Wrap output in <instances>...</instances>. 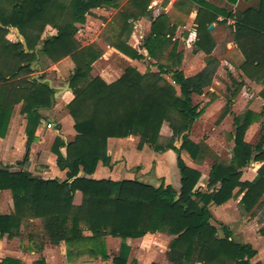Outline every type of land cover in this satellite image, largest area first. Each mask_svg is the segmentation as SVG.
<instances>
[{"label":"trees","instance_id":"trees-1","mask_svg":"<svg viewBox=\"0 0 264 264\" xmlns=\"http://www.w3.org/2000/svg\"><path fill=\"white\" fill-rule=\"evenodd\" d=\"M153 0H130L122 11V30L113 45L132 60L145 56L123 41L131 32V19L149 16ZM199 5L197 48L208 56L215 48L211 25L220 22L219 16L233 17L216 9L207 0H193ZM120 0H0V138H5L15 107L22 105L21 114L27 116L26 136L28 153L18 162L24 167L30 156V146L43 119L40 109L52 105L55 90L41 80L33 79L32 68L40 55L57 64L71 58L75 72L70 78L74 99L67 110L74 121L75 139L66 143L58 135L53 145L57 166L66 171V180H44L24 169L0 168V192L12 193L15 211L0 215V236L19 235L25 218H41L51 244L65 241L95 243L111 236L127 239L143 238L147 234L167 233L173 236L167 257L172 264H252L258 252L251 244L231 240V232L222 225L224 236L213 225L211 206H222L238 193L246 191L242 203L247 211L253 209L264 196V125L259 143L252 146L245 141L250 126L259 118L253 112L235 117L233 159L230 164L213 166L208 187L212 192L196 189L201 173L188 166L182 151L197 161L203 156L200 145L189 139V132L202 116L203 110L194 104L195 95H204L213 84L218 67L208 61L204 70L193 77H185L177 70L181 56L174 66L159 65L160 73H141L128 67L121 78L106 83L94 76L93 66L102 57L94 46L83 47L76 35L79 25L97 8H118ZM235 41L245 60L240 65L251 80L264 86V0L259 10L237 12ZM48 26L57 34L43 40ZM253 28V30H251ZM167 16L153 19L151 35L144 50L152 59L165 46L172 44L175 33ZM14 31L19 40L11 42L8 35ZM175 45V43H173ZM41 46V48H40ZM40 48L39 51L37 49ZM175 48L170 57H175ZM163 75H172V82ZM264 100V89L260 94ZM167 126L168 140L163 142L162 131ZM140 139L139 149L148 146L156 153L174 151L180 172V191L162 184L154 187L138 180L113 181L79 177L81 172L94 175L98 164L110 166L109 139ZM181 140L182 148L174 141ZM65 149V153L63 152ZM255 151L259 154L254 156ZM252 161L262 162L258 177L253 182H242V169ZM76 192H81L82 203L74 206ZM92 237H84V232ZM130 248L122 245L113 264H128ZM0 264H21L6 258ZM37 264H46L41 259ZM261 264V263H257Z\"/></svg>","mask_w":264,"mask_h":264},{"label":"crops","instance_id":"crops-1","mask_svg":"<svg viewBox=\"0 0 264 264\" xmlns=\"http://www.w3.org/2000/svg\"><path fill=\"white\" fill-rule=\"evenodd\" d=\"M162 1L163 0H155L149 8L150 11L148 12L151 15V12L153 11L154 19L163 14V12L160 13L163 8H161V6L157 8ZM177 2L178 0L175 1L174 6L172 7L173 9ZM207 3L216 9L225 12L227 15H232L233 17L226 18L224 16H219V21L226 22V24H213L214 29L210 32H212L214 40L215 36L218 35L220 41L218 43L216 42L214 51L208 56L203 51H200L196 45L198 41L196 20L200 5L193 0H182V45L185 46V53L184 59L182 54V70L179 68H177V70L182 71L185 77H193L204 70L208 61L215 60L218 67L213 84L207 89H210L212 93L216 92L213 85L221 87L222 80L220 79L227 78L226 74L230 76L229 72H231L233 76L237 77L241 82L239 88H242L241 92L243 95L238 98V103H242L245 110L253 111L254 113H262L264 115V100L260 96L264 86L260 82L251 80L243 71L240 70V65L243 63L245 58L235 41L234 19L237 12H246L249 9H253L255 11L259 10L261 0H207ZM107 9L110 8H97L92 10V16H89L88 21L90 19L92 20L95 14L107 16L109 13ZM169 14V11L166 10L165 15H167L168 18ZM107 23H109V21L102 23V25L106 27ZM139 24H141L140 21ZM133 25H135V29L140 26L135 22ZM80 26L83 29L85 28L86 31L89 29L88 25H79L78 28H80ZM149 26L151 27V24ZM171 26L177 27L173 22ZM251 30H253V28ZM177 31L178 27L176 32ZM185 31L186 33H184ZM47 34L51 37L55 36L57 32L55 29L49 27L46 32V35ZM132 37L135 41H130L129 39H126L125 41H127V44L133 48H137L138 43L136 34ZM139 38L143 39V36ZM91 45L92 44H88L87 46ZM93 46L97 47L95 44H93ZM191 48L194 49L193 54L189 53ZM100 50L102 51L103 56L100 59L102 61V65L100 75L98 76H100L108 84L116 82L123 75V70L119 68L121 64H127L129 67L136 66V62L134 60L120 53L111 43H103V45L100 46ZM220 52H222L223 55H221ZM47 60L48 59L44 55L39 56L38 60L34 64L36 72H34L33 78L41 80L46 72H51L55 77L52 79H45L43 83L50 80L52 82L51 88L55 90V93H58L59 90L66 87L65 85L63 87H58L59 84L61 85V83L66 79L70 80L75 72V65L71 58H67L58 64H52L49 60ZM170 82H172V79ZM207 89H205V91ZM73 99V91H65L55 99L54 103L52 100V105L49 108L40 109L43 119L37 129L35 140L30 146L29 161L23 168L17 165L19 169L27 170L34 177L44 180L58 179L61 182L66 180V171H61L58 168L56 163L57 157L53 153L52 149L58 135H61L62 139L66 143L73 141L77 135L74 130V121L67 110V106ZM21 109L22 105L15 107L7 135L5 138H0V168L10 167L13 169L11 166L23 161L28 153V138L26 136L28 120L26 115L21 114ZM49 123L53 124V129L47 128ZM139 142L140 139L134 136L126 139H109L108 154L112 159L110 166L100 162L94 175L88 176L84 172H81L79 177L97 180L109 179L113 181H121V175L128 176L133 172L138 171L135 177L125 179H139V181L146 183L147 170H142V168H144L145 159L150 155L148 151L151 149L148 146H144V148L140 150ZM63 152L65 153V149H63ZM150 152H153V155L150 156H155V154H157L152 150ZM133 153L135 155L131 156ZM138 156L139 160L136 162ZM164 157L166 160H176L177 164V154L174 151H168L164 154L163 158ZM119 161H122V166L119 164ZM163 164L164 162L162 164L160 162L158 165L159 173H161V170H165L166 166L164 165L163 169ZM262 165V162L254 161L246 167H250V169H242L241 181H255ZM146 184L154 186L151 182H147ZM203 191L205 192V190ZM238 192L239 189L235 191V197H237ZM0 194L5 197V200H0V215L13 214L15 206L12 193L10 191H3L0 192ZM242 194L243 193L239 194V198L241 197V199L242 196H244ZM82 197L83 195L81 192H76L73 205L80 206L82 203ZM233 199L222 206H212L217 210L215 211L214 209V213L211 211L213 215L212 223L215 221L214 216H217L218 213H222L224 208L232 206L231 204ZM241 199L239 200V204L241 203ZM260 204L261 202L257 204L255 208ZM254 209L248 213H252ZM213 225L216 226L217 224L213 223ZM222 225L228 228L233 239H235L233 227L220 222V229H222ZM237 228V232L241 233L240 235L246 234V228H241V226ZM83 235L86 238L92 237V233L88 231H85ZM48 238L49 236L44 229L43 219L25 218L17 237L9 238L7 235L4 237L0 236V262L6 258H12L18 260L21 264H37V262L41 259H44L46 264H113L114 258L120 254L122 245L125 242V244L130 248L128 264H170L171 262L167 257V253L169 251V246L174 239L173 236H170L167 233L158 232L155 234H147L143 238L127 239L126 241H123L120 238L106 236L95 243L80 242L68 245L65 241H63L60 244L55 245L51 244L48 241ZM257 242L258 239L256 242L246 241L238 243L251 244L258 252L257 256L252 260V264H264V255L258 247Z\"/></svg>","mask_w":264,"mask_h":264},{"label":"rangeland","instance_id":"rangeland-1","mask_svg":"<svg viewBox=\"0 0 264 264\" xmlns=\"http://www.w3.org/2000/svg\"><path fill=\"white\" fill-rule=\"evenodd\" d=\"M129 1L130 0H120L118 8L107 9V11L109 12L107 16H103V15L100 16L99 14H95L93 16L94 18L92 20L90 19L89 21H88L89 19L88 16L85 25H88L89 29L86 31L85 28L83 29L80 26L79 28L80 30L76 35L79 43L83 47H86L88 44H92L91 46L95 44L97 45V47L95 48L98 50H100V46H102L103 43L106 44L111 43L112 45H114L118 41L122 30L123 19L121 17V13L123 10L128 8ZM175 1L176 0H170V1L163 0L157 7L159 8L161 6V8H163L161 9L160 13L163 12L164 15L162 14L161 16H167L165 15L166 10L169 11L170 13L169 18L167 16L168 21L170 25H172L173 22L178 27V31L176 32L177 27L173 26L175 27L176 30L174 35L172 36V44L171 43L167 44L162 52H157L156 59H152L151 57H149L147 51L144 50L145 42L149 39L151 35L150 30L152 27V21L154 19L153 11L151 12L152 13L151 15L148 12L149 16L140 17L139 19L136 20L135 19L130 20V23L132 25L131 32L123 35L124 36L123 41H125L126 39L127 40L129 39L130 41L131 40L135 41L132 36L136 34L138 46L137 48H133L132 46L131 47L145 56L144 60L141 61L134 60L136 62V66L134 67L141 73H146L148 71L160 73L158 66L159 65L174 66L178 59L177 58L178 55L181 56L182 62L181 65L178 66L177 68L182 70V63L185 53V46L182 45V23H183L182 0H178V2L176 3L173 9L172 7L174 6ZM154 2L155 0L151 2L150 6ZM148 11H150V9H148ZM108 21L109 23H107L106 27L102 25V23ZM133 21L138 25H140L137 27V29H135V25H133L134 24ZM139 21L141 22V24H139ZM150 24L151 27L149 26ZM49 27L51 26H48L43 34L42 37L43 40L49 38V35L48 34L46 35L47 29ZM51 28L54 29L53 27ZM184 33H186V31ZM141 36H143V39L139 38ZM7 39H9V41L11 42H16L19 40L18 36L14 31H12L8 35ZM219 41L220 38L218 35H216L214 40L215 46H216V42L218 43ZM173 43H175V45H173ZM175 46H176L174 51L175 57L171 58L170 55L173 52ZM40 48L38 49L40 50ZM193 51L194 49L191 48L189 50V53L193 54ZM220 53L221 55H223L222 52ZM182 54H183V59H182ZM100 59L93 66L92 74L94 76L100 75L101 65H102V61ZM34 64L35 63H33L32 68L36 72ZM127 67H129L127 64L125 65L121 64L119 66V68L123 70L122 73H124V70ZM226 75L227 78L220 79L222 80L221 87L213 85V88L216 90V92L212 93L210 89H207L205 91V95L193 97L194 104L199 107V110H203V114L195 122L188 135L191 141L202 147L203 156L199 157V159L195 161L190 157L188 152L182 151L181 153L182 158L184 159L186 164L191 168L198 170L201 173V178L196 189H203L205 190V192L213 191L209 189V187L207 186L209 184L210 173L212 171L213 166L219 163L230 164L232 162L234 155L233 151L235 147V143H234L235 117L236 116L241 117L246 112H248V110H245L243 108L242 103H238V98L242 97L243 95L241 92L242 88H239L241 82L237 77H234L231 72H229L230 76H228V74ZM44 76L46 77L45 79H52L55 77L51 72H46ZM163 76L168 81H171L172 79V75H163ZM68 84H70V80L66 79L61 83V85L59 84L58 87H63L64 85L66 86ZM255 114L258 115L259 118L250 126L245 136V141L252 146H256L259 143L261 136V129L262 126L264 125V115L262 113H255ZM169 133H171V131L169 132L167 126H165V129H163L162 131L163 142H166V140H168L167 138L168 136L165 137L164 135H169ZM174 144L178 148L180 149L182 148L181 140L174 141ZM151 150L149 151L147 150V151L150 155H153L152 154L153 152H150ZM134 153L131 154V156L135 155ZM164 154L165 153H157L155 154V156L149 155L148 158L145 159V165L144 168H142V170L143 169L147 170L146 181L151 182L155 187H159L162 184L171 185L179 192L181 187L180 184L181 177L178 166L176 164V160L175 161L172 159L166 160L165 157L163 158ZM258 154L259 153L255 151L254 156ZM138 160H139V156L137 157L136 162H138ZM160 162L161 164L164 162L162 166L163 169H164V165L166 166L165 170H161V173L158 172V168H159L158 165ZM252 162L250 164H252ZM119 164L122 166L123 165L122 161H119ZM11 167H13L14 170L19 169L17 164ZM247 169H250V167L246 168L245 170ZM137 173L138 171L133 172L131 175L128 176L121 175L122 177L120 179L123 180L125 178L135 177ZM237 194H238L237 197L233 199V202L231 204L232 206L228 208H224L222 213L217 212L218 214L217 216H214L215 221L213 223L217 224L216 226L218 229H220L219 226L220 222L232 226L234 229L235 239H233L231 234V240L235 242L237 241L236 243L246 242V241L256 242V240L258 239L257 245L261 249L264 255V196L258 202V204L260 202L261 204L256 208L254 206L253 209L254 208L255 209L252 211V213H248L251 210L247 211L242 203V199L245 196L246 191L245 194L244 192L242 194L244 196L241 195L242 199L241 197L239 198L240 193ZM240 199H241V203L239 204ZM0 200H5V197L2 196V194H0ZM214 209L215 211H217L215 207L211 206L210 210L213 213H214ZM239 226H241V228H246L245 230L246 234L240 235L241 233L237 232L238 231L237 227ZM219 234L221 237L224 236V232L222 231V229L219 230Z\"/></svg>","mask_w":264,"mask_h":264},{"label":"water","instance_id":"water-1","mask_svg":"<svg viewBox=\"0 0 264 264\" xmlns=\"http://www.w3.org/2000/svg\"><path fill=\"white\" fill-rule=\"evenodd\" d=\"M213 29H214V25H211L210 28H209V30L212 31ZM38 50L39 49H37V51ZM45 83H48L49 86L51 87L52 82L50 80L45 81ZM70 90H71L70 84H68V85H66V87H64L63 89L59 90L58 93H55L54 96H53L54 97L53 98V103H54L55 99L60 96L61 93H64L65 91H70Z\"/></svg>","mask_w":264,"mask_h":264},{"label":"built area","instance_id":"built-area-1","mask_svg":"<svg viewBox=\"0 0 264 264\" xmlns=\"http://www.w3.org/2000/svg\"><path fill=\"white\" fill-rule=\"evenodd\" d=\"M47 128H48V129H53V128H54V126H53V124H52V123H49V124L47 125Z\"/></svg>","mask_w":264,"mask_h":264}]
</instances>
